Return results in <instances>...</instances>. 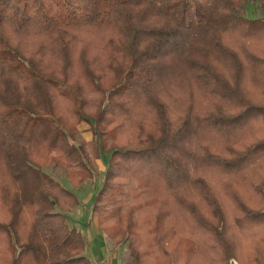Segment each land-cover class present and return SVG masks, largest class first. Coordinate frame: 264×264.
<instances>
[{"label":"trees","instance_id":"obj_1","mask_svg":"<svg viewBox=\"0 0 264 264\" xmlns=\"http://www.w3.org/2000/svg\"><path fill=\"white\" fill-rule=\"evenodd\" d=\"M250 2L0 0V264H93L67 219L79 199L45 170L79 190L104 155L92 211L129 264H264Z\"/></svg>","mask_w":264,"mask_h":264},{"label":"rangeland","instance_id":"obj_2","mask_svg":"<svg viewBox=\"0 0 264 264\" xmlns=\"http://www.w3.org/2000/svg\"><path fill=\"white\" fill-rule=\"evenodd\" d=\"M259 2L258 0H251L250 4L246 8V16L248 19H263L264 14L259 9ZM78 130V141L79 143H90L93 140V127L89 125L87 122H80L77 125ZM91 153L87 150V153ZM91 158L93 159V154L91 153ZM110 155H104L102 159L97 161L99 165L98 174L95 175V178L92 181L87 182L84 186L81 187L79 190H75L73 186L69 183L68 179L66 178V170L63 168H49L45 170L47 174L55 178L59 181L64 188L68 189V191L76 194L77 198L80 201V206L74 210L71 214L67 215L68 223L71 228H77L82 235L84 236V240L88 245V250L86 253V257H88L93 262V248L94 252L98 253V245L96 241H94L93 233L96 230L101 233L103 242L101 252L103 254V259L95 258V262L93 264H109L112 259L116 260L117 264H129L130 252L127 245L120 246L114 248L111 241L99 227V220L98 217L92 211L93 201L95 196L102 188V181L104 178V174L107 169V164L109 162ZM169 230V229H168ZM171 231L169 230L168 238L173 236ZM167 238V239H168ZM94 253V255H95ZM96 257V256H95ZM99 257V256H97ZM117 258V259H116ZM108 260V261H106ZM231 264H238L236 261L232 260Z\"/></svg>","mask_w":264,"mask_h":264},{"label":"crops","instance_id":"obj_3","mask_svg":"<svg viewBox=\"0 0 264 264\" xmlns=\"http://www.w3.org/2000/svg\"><path fill=\"white\" fill-rule=\"evenodd\" d=\"M94 202V201H93ZM93 237H94V241H96V244L98 245V253L96 254L95 252H94V248H93V257H94V259H93V262H95V258L98 260V258H100V259H103L104 257H103V254H102V252H101V248H102V242H103V239H102V236H101V233H99L97 230H96V232L95 233H93ZM88 250V249H87ZM94 253H95V255H94ZM96 256V257H95ZM97 256H99V257H97ZM117 259V258H116ZM106 261H108V260H106ZM109 264H117V262H116V260H114V259H112L111 260V262H109Z\"/></svg>","mask_w":264,"mask_h":264}]
</instances>
